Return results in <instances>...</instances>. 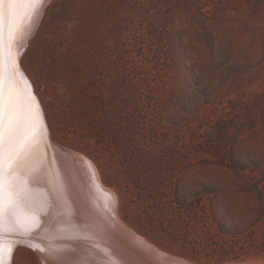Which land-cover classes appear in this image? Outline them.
Listing matches in <instances>:
<instances>
[{"label": "rangeland", "instance_id": "rangeland-1", "mask_svg": "<svg viewBox=\"0 0 264 264\" xmlns=\"http://www.w3.org/2000/svg\"><path fill=\"white\" fill-rule=\"evenodd\" d=\"M21 62L127 229L189 264H264V0H49Z\"/></svg>", "mask_w": 264, "mask_h": 264}, {"label": "bare ground", "instance_id": "bare-ground-1", "mask_svg": "<svg viewBox=\"0 0 264 264\" xmlns=\"http://www.w3.org/2000/svg\"><path fill=\"white\" fill-rule=\"evenodd\" d=\"M48 1L44 0L39 9H28L26 15L21 12L12 44L20 65L19 68L14 67L12 86L23 96L35 97L41 118L40 132L27 150L17 181L22 203L15 212L23 226L9 231L8 216L5 214L0 232L21 240L19 245L29 248L41 264H81L86 260L95 261V264H123L124 261L127 264H150L147 247L151 245L139 234L131 232L130 227L127 229V226L119 225L124 221L116 210L118 195L115 196L111 188L109 190L102 183L93 161L52 139L38 95L33 91V82L21 64L23 52ZM35 177H39L38 182ZM37 222L39 228L35 227ZM28 228L32 231L29 232ZM124 228L137 238L135 240L126 235L130 245L120 238L122 234H127ZM84 238H89L90 242L83 243ZM11 243V240L3 241L5 264H12L13 261L14 254L10 262L7 255ZM30 244L36 245L37 250L29 247ZM18 248L20 246L17 245L14 253ZM39 248L45 251L41 252ZM105 252L112 254L105 255ZM153 253L163 260V264L189 263L155 248ZM152 256L154 258L155 255Z\"/></svg>", "mask_w": 264, "mask_h": 264}, {"label": "snow or ice", "instance_id": "snow-or-ice-1", "mask_svg": "<svg viewBox=\"0 0 264 264\" xmlns=\"http://www.w3.org/2000/svg\"><path fill=\"white\" fill-rule=\"evenodd\" d=\"M43 3L44 0H0V225L7 214L9 231L23 226L15 212L16 207L22 203L17 191V181L23 170L27 150L40 132L41 118L35 97L23 96L12 86L14 67L20 66L12 44L21 12L26 15L28 9H39ZM35 180L38 182L39 177H35ZM35 227H40L39 222ZM27 230L31 232L32 228ZM5 240L12 241L7 248L9 262L15 247L22 243L21 240L0 232V264H5ZM82 242L87 244L90 239L84 238ZM29 247L37 250L34 244ZM38 250L45 251L44 248ZM81 264H95V261L86 260ZM123 264L127 262L124 261Z\"/></svg>", "mask_w": 264, "mask_h": 264}, {"label": "water", "instance_id": "water-1", "mask_svg": "<svg viewBox=\"0 0 264 264\" xmlns=\"http://www.w3.org/2000/svg\"><path fill=\"white\" fill-rule=\"evenodd\" d=\"M119 223V222H118ZM119 225H123L122 223H119ZM124 226V225H123ZM125 229V228H124ZM123 232V231H122ZM127 233V234H122V236H120V238L124 241V243H126L127 245H130L129 243H128V241L126 240V235H128L130 238H134L135 240L137 239L136 238V236H134V235H132L127 229H125V231H124V233ZM121 234V233H120ZM132 240V239H131ZM148 246V245H147ZM147 250H148V253L150 254L149 255V259H148V261H149V263L150 264H163V260L161 259V258H159L158 256H156V254L155 253H153V251H154V248L152 247V246H148L147 247ZM155 255L154 256V258H153V256L152 255ZM152 256V257H151ZM171 259V258H170ZM165 264V263H164ZM189 264V263H188Z\"/></svg>", "mask_w": 264, "mask_h": 264}]
</instances>
